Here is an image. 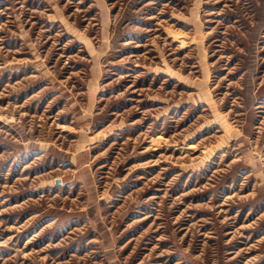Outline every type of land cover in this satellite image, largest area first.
I'll return each mask as SVG.
<instances>
[{"label": "rangeland", "instance_id": "rangeland-1", "mask_svg": "<svg viewBox=\"0 0 264 264\" xmlns=\"http://www.w3.org/2000/svg\"><path fill=\"white\" fill-rule=\"evenodd\" d=\"M0 264H264V0H0Z\"/></svg>", "mask_w": 264, "mask_h": 264}, {"label": "water", "instance_id": "water-1", "mask_svg": "<svg viewBox=\"0 0 264 264\" xmlns=\"http://www.w3.org/2000/svg\"><path fill=\"white\" fill-rule=\"evenodd\" d=\"M56 183H60L59 179L56 180Z\"/></svg>", "mask_w": 264, "mask_h": 264}]
</instances>
